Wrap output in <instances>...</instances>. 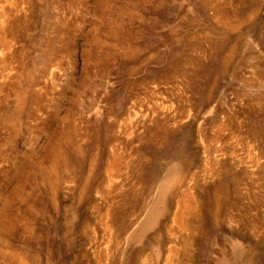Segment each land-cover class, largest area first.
I'll return each mask as SVG.
<instances>
[{
  "label": "rangeland",
  "instance_id": "obj_1",
  "mask_svg": "<svg viewBox=\"0 0 264 264\" xmlns=\"http://www.w3.org/2000/svg\"><path fill=\"white\" fill-rule=\"evenodd\" d=\"M168 262L264 264V0H0V264Z\"/></svg>",
  "mask_w": 264,
  "mask_h": 264
},
{
  "label": "bare ground",
  "instance_id": "obj_2",
  "mask_svg": "<svg viewBox=\"0 0 264 264\" xmlns=\"http://www.w3.org/2000/svg\"><path fill=\"white\" fill-rule=\"evenodd\" d=\"M198 223L199 225L201 224L200 217L198 218ZM167 264H170V262H168Z\"/></svg>",
  "mask_w": 264,
  "mask_h": 264
}]
</instances>
